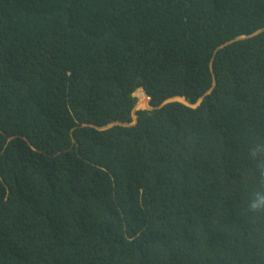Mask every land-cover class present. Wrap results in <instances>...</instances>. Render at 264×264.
<instances>
[{"label":"trees","instance_id":"trees-1","mask_svg":"<svg viewBox=\"0 0 264 264\" xmlns=\"http://www.w3.org/2000/svg\"><path fill=\"white\" fill-rule=\"evenodd\" d=\"M257 145L264 0H0V264H264Z\"/></svg>","mask_w":264,"mask_h":264},{"label":"clouds","instance_id":"clouds-1","mask_svg":"<svg viewBox=\"0 0 264 264\" xmlns=\"http://www.w3.org/2000/svg\"><path fill=\"white\" fill-rule=\"evenodd\" d=\"M147 102H148V99H147ZM250 156L255 162V166H256L257 172L259 173V177L262 180H264V145H257L256 147L251 149ZM248 206H249L250 211L253 213L264 212V188L256 190L251 195Z\"/></svg>","mask_w":264,"mask_h":264},{"label":"rangeland","instance_id":"rangeland-1","mask_svg":"<svg viewBox=\"0 0 264 264\" xmlns=\"http://www.w3.org/2000/svg\"><path fill=\"white\" fill-rule=\"evenodd\" d=\"M139 93V94H138ZM143 94V92L141 90L137 91L135 94H134V97L137 99V103H136V106H135V109H134V112L135 111H147V110H150L149 106H148V102L146 104V101L145 99H143V102L141 103V100H139L138 96ZM144 95V94H143ZM179 101L181 102L182 100L180 98H175L174 101ZM199 104V102L197 103V105ZM135 118L133 116V120L132 122H134Z\"/></svg>","mask_w":264,"mask_h":264},{"label":"bare ground","instance_id":"bare-ground-1","mask_svg":"<svg viewBox=\"0 0 264 264\" xmlns=\"http://www.w3.org/2000/svg\"><path fill=\"white\" fill-rule=\"evenodd\" d=\"M138 98H139V100H141V103L143 102V99H145L146 104H147V98L143 94L139 95Z\"/></svg>","mask_w":264,"mask_h":264},{"label":"water","instance_id":"water-1","mask_svg":"<svg viewBox=\"0 0 264 264\" xmlns=\"http://www.w3.org/2000/svg\"><path fill=\"white\" fill-rule=\"evenodd\" d=\"M182 101L181 102H179L178 100L176 101H174V99L173 100H170L169 102H179V103H182V104H186L185 102H184V100L183 99H181ZM187 105V104H186Z\"/></svg>","mask_w":264,"mask_h":264}]
</instances>
